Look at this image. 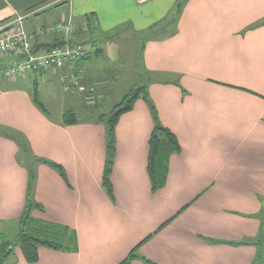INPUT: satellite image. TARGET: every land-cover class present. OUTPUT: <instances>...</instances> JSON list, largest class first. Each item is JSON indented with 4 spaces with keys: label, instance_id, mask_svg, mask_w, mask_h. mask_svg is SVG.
I'll list each match as a JSON object with an SVG mask.
<instances>
[{
    "label": "crops",
    "instance_id": "crops-1",
    "mask_svg": "<svg viewBox=\"0 0 264 264\" xmlns=\"http://www.w3.org/2000/svg\"><path fill=\"white\" fill-rule=\"evenodd\" d=\"M45 1L0 0V23ZM54 7L34 21L72 20L79 31L72 43L92 50L71 67L7 83L3 70L17 59L0 57V227L18 233L34 167L33 198L43 210L32 218L69 227L78 241L72 253L40 248L35 264H121L140 245L131 264H253L257 250L244 242L259 233L264 196V25L255 26L264 22V0H54L42 8ZM25 26L37 47L62 37H37L39 24ZM116 35L136 41L129 69L138 86L147 85L181 152L170 158L165 186L153 192L147 165L154 122L138 100L116 127L112 201L102 186L106 129L97 121L103 113L94 116L86 91L71 80L94 90L95 112L107 103L111 112L134 89L111 100L116 77L127 81L123 62L118 72L104 65ZM40 83L73 88L65 89L56 116ZM35 90L47 114L35 104ZM66 111L93 116L64 126ZM34 157L61 165L69 185ZM15 255L12 264H28L19 249Z\"/></svg>",
    "mask_w": 264,
    "mask_h": 264
},
{
    "label": "trees",
    "instance_id": "trees-1",
    "mask_svg": "<svg viewBox=\"0 0 264 264\" xmlns=\"http://www.w3.org/2000/svg\"><path fill=\"white\" fill-rule=\"evenodd\" d=\"M54 0H47L44 3L36 5L26 11V13L35 12L41 6L47 5ZM264 25L260 22L255 26ZM79 36V35H78ZM117 36V35H116ZM109 37L108 39H113ZM61 39H55L53 43H58ZM72 40L67 42L68 45L74 46ZM37 45L34 46V51ZM143 100L148 105L152 119L154 122V129L149 139V159L147 165L148 175L152 185V191L157 192L165 186L169 161L173 155L181 152V146L175 134L164 127L159 119L158 111L149 95L147 85L142 82L140 86L132 89L124 99L113 107L108 115H100L98 123L105 125L106 129V163L104 168L102 186L110 198L114 200V190L111 182L113 165L116 155V127L120 117L133 110L134 104L138 100ZM34 102L41 109L42 112L47 114L46 109L38 101L37 90L34 91ZM79 124L76 113L66 111L63 115V125L72 126ZM21 148L29 149L30 145L21 135L11 136ZM35 164H44L54 169L62 179L69 185L66 171L61 166L46 159L34 157ZM36 179L34 167L30 169L28 190L26 196V204L19 219L18 233L13 242H6L0 239V264H12L16 261L15 250L19 249L28 264H35L39 260V249L46 248L52 251L72 253L78 251L77 235L69 227L50 223L42 220H35L32 218V212L35 210L42 211L41 205L35 202L33 196L34 181ZM263 205L262 211L259 215L261 217L260 230L256 238L248 239L244 242L246 245H252L257 250L256 258L253 264H258L259 261L263 262L264 258V196L261 197ZM141 246V245H140ZM140 246L136 247L121 264H131L132 261L139 256L137 252ZM146 261V260H145ZM147 264H152L146 261Z\"/></svg>",
    "mask_w": 264,
    "mask_h": 264
},
{
    "label": "built area",
    "instance_id": "built-area-1",
    "mask_svg": "<svg viewBox=\"0 0 264 264\" xmlns=\"http://www.w3.org/2000/svg\"><path fill=\"white\" fill-rule=\"evenodd\" d=\"M140 4H145L151 0H136ZM35 13H32V16ZM31 16V15H30ZM27 16L17 15L0 24V57H15L17 62L8 65L3 70V75L7 79L15 80L24 77L30 72L44 71L50 68L61 69L66 66H73L84 60L91 53V47L85 44H76L70 46L67 44L63 48L53 50H45L44 53H35L32 44L33 37L29 34L25 27V19ZM78 29L72 20L61 21L55 26H51L45 31H37V37L45 35L64 34L69 40L78 33ZM75 85L80 90L86 91L80 86L79 82ZM91 91V92H90ZM86 96L88 105H95L97 98L89 90Z\"/></svg>",
    "mask_w": 264,
    "mask_h": 264
},
{
    "label": "rangeland",
    "instance_id": "rangeland-1",
    "mask_svg": "<svg viewBox=\"0 0 264 264\" xmlns=\"http://www.w3.org/2000/svg\"><path fill=\"white\" fill-rule=\"evenodd\" d=\"M42 7H44V6H42ZM42 7L38 8L35 12L22 14L23 16H27V18L25 19V25H28L29 26L30 24H33V26H35V25H38L39 24L38 31H45V30L49 29L51 26H55V25L58 24V23H56V24H53V25L45 26V24H44V22H43L42 19L38 20L37 23L35 22L37 20V17H36L37 15L39 16V15L44 14V13H48V15H50L53 11L56 10V8L54 7L55 9L54 8H51V9H48L47 11H45ZM32 13H35V14L38 13V14L37 15L34 14L32 16ZM47 21H48V23L52 22V21H49V20H47ZM42 22H43V24H40ZM53 35L62 36L60 38L61 40L59 42L66 41V40L69 41V38L66 35H64V34H55V33H53ZM50 36H52V35H50V34L49 35H45L44 37H41V38H45L46 39V38H48ZM117 36L118 37H115V38H117V40H115L116 42H113V44L116 45V48H112L109 51L112 60L110 61V63H106L105 62L104 65L107 67V69L111 68L113 70V72H118V71H121V70L117 67V64H120V63L123 62L122 63L123 64L122 67L125 68L126 71H127V73H126V80L127 81L126 82H123L122 80L120 81L119 78L116 77V80H117L116 86L119 87V90H117L114 93L115 95L111 99L112 101L117 100L121 96L122 93H120V92L122 91L123 88H125V89H126V87L128 88V90L125 91L127 93V92H129L131 90V88H136L139 85V84L137 85V82L134 80V77L136 78V76H137L136 71L129 69L130 66H131V60H132V55H131L132 54V51L130 50V48L131 47H135L136 48V41L133 38L129 39L126 36H123L121 39H118L119 38V35H117ZM41 40H43V39H41ZM55 43L52 42L51 44H55ZM107 45H110V42L109 41L108 42L105 41L104 43H101V48L104 49L103 53H106L107 52V50H106V46ZM45 50H48V49H42L38 53L39 54H42V53L45 52ZM120 50H123V52H129V54L124 53L125 55H121V53H119ZM138 50H139V48H138ZM139 66H140V62H138V64H137V68L138 69H139ZM66 67H71V66H66ZM61 69H63V68H61ZM139 71H140V73H142L141 68L139 69ZM114 74H116V73H114ZM132 78H133V80H132ZM2 79L6 83L7 82L14 81L12 79H6V78H2ZM15 80H17V79H15ZM72 80H71V85L73 83V87H77L78 88V86L74 84L76 82V79H72ZM40 84L42 85V83H40ZM62 84L59 83V84H56L55 86H52L51 84L50 85L49 84H45V85H42L41 86L42 94H43V96L46 99V101L45 100L44 101L48 103L45 106L47 108H48V106H49V108H51V109H49V111L54 116L57 115V113L55 112V110H57L58 108H60V106L62 105L61 104V101H63V96H65V94L67 93V92H65V89H71V90H73V88L70 87L71 85L65 86L64 84L63 85ZM81 87H83V85ZM32 88L33 87H31V89ZM79 91H81L82 93H84V91H82L80 89H79ZM81 92H79V93L77 92V93L79 95H81ZM69 94L70 93H68V95ZM85 94L87 96V94H89V90L86 89V93ZM86 96H85V98H86ZM93 106L94 105L88 106V107H90L88 109H92L91 112H94V116H96V117H98V115L99 114H102V113L103 114H106V115L110 113V111H108L109 110V108H108L109 103L103 105V108H99L98 110H96V112H95V110H94L95 108H93ZM97 111H99L101 113L98 114ZM92 114L85 115L84 113H79V112L76 113L77 118H80V119L81 118H84L86 116H91ZM15 229L12 226H8V227H5V228L0 227V239L2 241H13L15 239L16 235H17V231ZM262 261L263 262L259 261L258 264H264V258L262 259Z\"/></svg>",
    "mask_w": 264,
    "mask_h": 264
},
{
    "label": "water",
    "instance_id": "water-1",
    "mask_svg": "<svg viewBox=\"0 0 264 264\" xmlns=\"http://www.w3.org/2000/svg\"><path fill=\"white\" fill-rule=\"evenodd\" d=\"M66 46V41H61L55 44H49V43H45V44H41L37 47L35 53H38L40 50L42 49H49V50H53V49H57V48H63ZM33 162V160L31 159L29 161V165H31Z\"/></svg>",
    "mask_w": 264,
    "mask_h": 264
}]
</instances>
